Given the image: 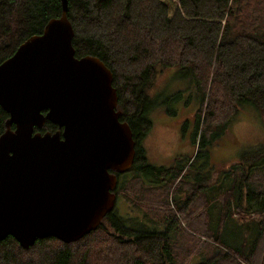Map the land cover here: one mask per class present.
Masks as SVG:
<instances>
[{
    "label": "trees",
    "instance_id": "obj_1",
    "mask_svg": "<svg viewBox=\"0 0 264 264\" xmlns=\"http://www.w3.org/2000/svg\"><path fill=\"white\" fill-rule=\"evenodd\" d=\"M60 1L0 0V63L10 57L25 39L41 33L50 18L60 16ZM66 2L68 3L66 15L74 30L71 41L75 56H96L112 71V85L118 97L116 103L118 117L128 123L135 142L134 160L129 170L134 172V177L138 174L144 184L148 182L161 185L166 182L161 187L168 189L178 177L180 178L176 183L180 184L182 178L188 177L187 171L192 170L196 160L202 157L210 158L206 146H211L215 138L225 132L226 127L224 125L226 122L203 125L196 154L187 155L191 161L186 167L183 156L175 158L181 159L182 162L177 161L173 168L154 167L148 164L146 157L143 154L142 157L139 155L137 141L150 127L148 114L154 100L148 97L147 90L151 87L155 75L161 76L168 74L169 71L173 72V77L178 75L189 77L198 92L197 111L201 110L206 92V109L209 99L210 109L217 111L231 109L230 103L234 111V103L237 109L242 102L257 101L258 103L261 97L264 98V31L257 28L258 21L264 19V0H67ZM208 81H210L209 88L206 87ZM222 96L229 102L221 99ZM210 109L207 110L209 113ZM7 118L8 114L0 108V134L5 129ZM198 122L199 119L196 125L199 128ZM10 127L13 128V125ZM57 129V125L50 121H46L40 128H35L40 131ZM260 160V163L264 164V158ZM244 165L237 163L234 168L233 165L229 166L222 184L217 186L214 192L213 183L210 185V190L205 191L204 181L201 178L206 175L207 180H211L212 165L205 164L202 167L201 177L199 174L198 178L195 176L194 179L186 177L184 184L188 186V192H191L189 194L193 195L195 191L197 192L195 197H192L195 206L183 212L181 209L184 207L179 208L178 205V211L193 227L192 230L201 236L191 238L188 234L195 235L182 229L184 233L182 244L188 248L191 244L196 246L199 253L208 252L207 260L203 259L198 264H240V260H244L246 256L239 247L236 249L233 245L231 249L219 242V228L223 224H230L227 221L228 217L234 220V212L238 226L257 228L259 232L252 253L257 247V251L264 248V217L258 222L249 221L251 214L264 216V174L262 175L264 165H260L253 174L245 170L236 176L237 168ZM162 174L165 179L150 180ZM117 184L113 190L114 195L120 186V183ZM175 187L176 184L174 189ZM160 193H154V198L160 196L159 206L163 209L168 208L165 191ZM216 193L218 196L221 194L217 196L220 199L217 202V212ZM187 200L191 199L187 197L184 203ZM203 204L205 213L202 211ZM111 212L100 220L95 230L71 243H65L54 237H44L37 239L32 246L23 248L12 236H6L0 241V264H85L87 259L85 253L90 252L93 246L96 247L92 244L100 241L90 242V240L97 238L95 234L103 231L107 221H112V226L120 233L115 234L116 238L113 241L117 248L109 257L117 252H124L129 256L122 254L114 258L115 264H149L135 256L134 251L138 250L150 258L152 255L155 261L152 264H164L165 261L173 259L170 257L173 253L172 245L168 242L165 229L162 232L126 228V231L119 221L113 220L114 217L111 218ZM153 213L157 215L156 212ZM204 214H207V218L203 217ZM178 216L171 214L166 217L165 214L164 219L168 224L177 223L179 226ZM123 234L131 239L125 240ZM103 246L102 243L101 248L106 249ZM96 250L99 254V248ZM167 256L169 258H165Z\"/></svg>",
    "mask_w": 264,
    "mask_h": 264
},
{
    "label": "water",
    "instance_id": "obj_2",
    "mask_svg": "<svg viewBox=\"0 0 264 264\" xmlns=\"http://www.w3.org/2000/svg\"><path fill=\"white\" fill-rule=\"evenodd\" d=\"M66 1L60 16L0 63V108L8 114L0 134V241L12 236L23 248L44 237L71 243L95 230L114 206L116 173L134 160L112 71L96 56H75ZM46 121L58 129L35 130Z\"/></svg>",
    "mask_w": 264,
    "mask_h": 264
},
{
    "label": "rangeland",
    "instance_id": "obj_3",
    "mask_svg": "<svg viewBox=\"0 0 264 264\" xmlns=\"http://www.w3.org/2000/svg\"><path fill=\"white\" fill-rule=\"evenodd\" d=\"M258 23L259 25L257 28L264 31V19L259 20ZM165 70L166 69H164V71ZM172 74L173 72L168 71V74L165 73L161 76L155 75L151 81V87L147 90L148 97L153 99L154 103L148 114L150 127H148L149 129L143 137H140L137 141L140 157H142L143 154L146 157V162L154 167L163 166L173 168L177 161L179 163L182 162L181 159L175 158L177 156H183L185 159L184 166L186 167V164H190L191 161L187 155L192 156L199 146V138L202 135L201 128L205 125L209 126V124L216 125L219 122H226L224 124L226 126L224 129L225 132L215 138L211 146H206L208 152H210V158L202 157L196 160L192 165V170L190 169L187 171L189 173L188 177L185 176L182 178L180 184L176 183L180 177L176 178L174 183L176 184L175 189L172 182L173 180L171 181L172 184L169 185L167 189L161 187L166 182L161 185L150 184L148 182L144 184L140 181V176L136 174L134 177V172L129 169L122 173H116V182L120 183V186L115 194L116 200L114 206H112L111 218L114 217L113 220L119 221L126 231V228L136 231L139 229L155 231H162L165 229L166 231L164 232H166L168 242L172 245L173 253H171L170 257L173 259L171 261H165L164 264H198L199 261L201 262L203 259L207 260L208 252L203 251L199 253L196 246L191 244L188 248L182 244V235H184L182 229L195 235L188 234L191 238L195 239V237L199 238L201 236L192 230L193 227L187 223L185 218H182L181 212L178 211V205L179 208L184 207L181 209L183 212H187L192 206H195L192 197H195V193L197 192H194V196L189 194L190 191L188 192V186L184 184L186 177L187 179H194L195 176L198 178L199 175V177H201V169L205 164L212 165V171L220 172L223 170V166L220 165L231 163V158L233 156L234 165L237 163L245 164L237 168L235 172L236 176L243 173L245 170L253 174L254 170L257 172L256 169L260 165H264L260 163V159L264 158V98L261 97L258 103L257 101H249L248 103L242 102L238 105L237 109H235L236 105L234 103V111L231 103V109L228 108L226 111H217L210 109L209 99L208 108L206 109V92L204 96L205 101L201 106V110L197 111L199 100L198 92L196 88H194L196 86L194 82L187 76L186 78L184 75L173 77ZM209 86L210 81H208L206 87L209 88ZM221 99L225 102H229V100L223 96ZM209 109L211 110V114L207 111ZM197 119H199V128L196 127ZM194 128L198 129L195 130ZM232 147L234 148V153L230 151ZM251 166L252 169H250ZM263 174L264 172L262 175ZM162 176L163 174L150 180L157 181L160 178L165 179ZM126 183L128 184L126 185ZM117 185L118 184H116V186ZM163 191L166 193L168 202V204H166L168 208L166 207L165 209L159 206L160 196L157 195L158 198H154L153 196L155 195L154 193L161 194L160 192L163 193ZM187 197L191 200H187V202L184 203ZM215 204L217 212L218 204L217 202H215ZM177 211L178 213H176ZM202 211L205 213L204 204L202 206ZM153 212H156L157 215ZM165 214L166 217L171 214L174 216H178L179 214L177 218L180 221V225L178 226L177 223L168 224L167 220L164 219ZM235 214L234 212V220L230 217L227 218L230 224H223L221 228H219V242L231 249H233L234 245V248L238 249L239 247V250L244 252L243 254H245L246 257L244 260H240V264H264V248L257 251V247L252 253L256 240L259 238L257 228H249V226L246 225L238 226ZM254 215L251 214L249 216L251 218L249 221L258 222L260 218L264 217L256 214ZM203 217L207 218V214H204ZM118 232L116 227L112 226V221H107L103 231H99L95 234L97 238L90 240V242L100 241L92 244L96 247L93 246L90 252L85 253V258H87L85 264H115L114 258L124 254V252H117L109 257L110 253L117 248L113 240L116 238V235L120 234ZM123 236L126 237L124 238L125 240L131 239L124 234ZM203 239L205 238L203 237ZM124 242L129 243L128 241ZM102 243L104 245L103 247L106 249L101 248ZM87 245L89 246V241ZM96 248H99V254ZM134 252L135 256L147 261L149 264L155 262L153 261L154 258H152V255L150 258V256L145 255V253L140 250ZM124 255L128 256L127 254ZM165 258L169 257L167 256Z\"/></svg>",
    "mask_w": 264,
    "mask_h": 264
},
{
    "label": "crops",
    "instance_id": "obj_4",
    "mask_svg": "<svg viewBox=\"0 0 264 264\" xmlns=\"http://www.w3.org/2000/svg\"><path fill=\"white\" fill-rule=\"evenodd\" d=\"M234 148L232 147L231 148V152H233L234 153ZM233 162V157L231 158V163ZM231 163H229V164H223V165H220V166H223V170L222 171H220V172H215V171H212L213 172V185L215 186L214 188H213V192H214V190L215 189H217V186H219V185H221L222 184V180L224 179V176H225V173H226V171L228 170V168H229V166H231ZM190 179V178H189ZM208 192V191H207ZM218 196V194L216 193V197ZM219 196H221V194L219 195ZM218 196V197H219ZM217 197V199H216V201L215 202H219V198Z\"/></svg>",
    "mask_w": 264,
    "mask_h": 264
},
{
    "label": "flooded vegetation",
    "instance_id": "obj_5",
    "mask_svg": "<svg viewBox=\"0 0 264 264\" xmlns=\"http://www.w3.org/2000/svg\"><path fill=\"white\" fill-rule=\"evenodd\" d=\"M234 156H233V162L231 163V165H233V168H234ZM185 170H186V168H185ZM212 172V171H211ZM213 173V172H212ZM185 174H186V172H185ZM213 176V175H212ZM207 176L206 175H204L203 177H201L202 178V180L204 181V183H203V185L205 186V191H208V190H210V185H212V183H213V179L211 178V180L209 181V180H207V178H206Z\"/></svg>",
    "mask_w": 264,
    "mask_h": 264
}]
</instances>
